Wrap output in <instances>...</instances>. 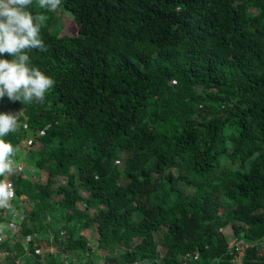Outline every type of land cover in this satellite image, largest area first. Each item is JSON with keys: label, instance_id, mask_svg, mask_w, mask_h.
Masks as SVG:
<instances>
[{"label": "trees", "instance_id": "1", "mask_svg": "<svg viewBox=\"0 0 264 264\" xmlns=\"http://www.w3.org/2000/svg\"><path fill=\"white\" fill-rule=\"evenodd\" d=\"M58 9L76 35L59 36ZM44 14L46 51L28 54L55 85L0 100L23 110L3 139L26 164L0 176L16 195L0 226L25 211L0 231V264H237L225 227L248 244L239 264H264V0H61ZM27 133L40 144L22 153Z\"/></svg>", "mask_w": 264, "mask_h": 264}, {"label": "clouds", "instance_id": "2", "mask_svg": "<svg viewBox=\"0 0 264 264\" xmlns=\"http://www.w3.org/2000/svg\"><path fill=\"white\" fill-rule=\"evenodd\" d=\"M61 0H36L43 11L33 13V0H0V57L8 54L12 58H0V100L24 104L43 100L53 88L55 80L31 62L29 52L46 51L41 28L48 17L45 12L55 11ZM17 114L0 112V176L14 173L15 148L3 137L17 130ZM13 185L0 180V205H6L14 196Z\"/></svg>", "mask_w": 264, "mask_h": 264}, {"label": "built area", "instance_id": "3", "mask_svg": "<svg viewBox=\"0 0 264 264\" xmlns=\"http://www.w3.org/2000/svg\"><path fill=\"white\" fill-rule=\"evenodd\" d=\"M23 110L21 109V113L19 116H22ZM21 123V122H20ZM22 124V123H21ZM26 124L23 123V126H25ZM35 138L32 137L31 135L26 134L24 138H22V140H20V147H23L25 149H30V148H36L38 147V145L40 144L39 141L37 140L36 143H34ZM15 169H18L16 171H21L24 166L20 163L17 162L14 165ZM3 180L10 182L12 185L13 183L8 179V178H4ZM59 183H65V177H59L57 178V184ZM14 188V185H13ZM14 193H15V188H14ZM16 199V195L14 194L13 197H11L9 199V201L7 202L6 205H2L5 209H9L11 210V208L13 207V201ZM25 217V211L22 208L19 209H14L12 211V215L10 217V219L8 220L6 224L7 230L11 232V234H16L19 230V226L20 223L22 222V220ZM1 237V236H0ZM34 237V236H33ZM30 236H27V239H30ZM230 245V244H229ZM248 244L244 243L242 241H236L235 239L232 238V243L230 245L231 249L235 250V259H237L240 262V258L243 255L244 250L247 248ZM7 252H4L3 255H5ZM34 253L35 254H39V255H43V254H51L53 253V248L52 247H43V246H38L34 249ZM62 256L65 257L67 256L66 254L62 253ZM16 264H22L23 260L22 259H17ZM181 264H187L186 259L184 261L181 262Z\"/></svg>", "mask_w": 264, "mask_h": 264}, {"label": "rangeland", "instance_id": "4", "mask_svg": "<svg viewBox=\"0 0 264 264\" xmlns=\"http://www.w3.org/2000/svg\"><path fill=\"white\" fill-rule=\"evenodd\" d=\"M57 13H58V24H54L55 28H58L59 30V36L61 35H69V36H74L77 34V26H76V23L73 21V19L71 18V14L68 13L67 11H62L60 9L57 10ZM21 107L19 108H13V109H10V110H7V109H2V112H11L13 114H17L20 115L21 113ZM20 121H18V124H19ZM28 135H30L29 133H27ZM20 150L23 151L25 150V148L23 147H20ZM24 167H25V162L23 163V161H19ZM6 226V224H5ZM4 225L3 226H0V231H2L3 233H5L7 230V227H5ZM223 232L228 235L229 237V240H230V245L232 243V237L230 236L231 235V232H230V228L229 227H225L223 229ZM89 233V232H88ZM157 235V234H156ZM0 239L2 238V234H0ZM25 243V242H24ZM1 256V254H0ZM1 258V257H0ZM236 263L239 264V261L237 259H235ZM110 261L108 260H100L99 264H108ZM40 261L36 262V264H39ZM34 264V263H33Z\"/></svg>", "mask_w": 264, "mask_h": 264}]
</instances>
